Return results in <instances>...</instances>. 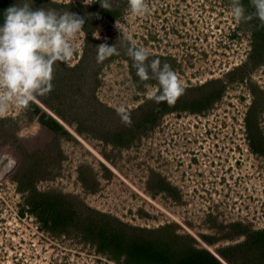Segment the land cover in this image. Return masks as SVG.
Returning a JSON list of instances; mask_svg holds the SVG:
<instances>
[{"label":"rangeland","instance_id":"obj_1","mask_svg":"<svg viewBox=\"0 0 264 264\" xmlns=\"http://www.w3.org/2000/svg\"><path fill=\"white\" fill-rule=\"evenodd\" d=\"M108 3L72 41L73 58L53 65L54 90L0 118V264H126L87 232L88 208L166 228L220 264H264V25L237 21L230 0H146L143 16L128 0ZM101 43L120 54L97 63ZM133 44L177 73L186 91L175 105L155 106L158 83L136 75Z\"/></svg>","mask_w":264,"mask_h":264},{"label":"clouds","instance_id":"obj_2","mask_svg":"<svg viewBox=\"0 0 264 264\" xmlns=\"http://www.w3.org/2000/svg\"><path fill=\"white\" fill-rule=\"evenodd\" d=\"M133 16H143L150 9L146 0H128ZM254 12H248L242 0H230L231 13L237 21L247 22L254 17L264 25V0H250ZM101 7L111 9L108 0ZM84 19L71 11L36 8L30 5H13L4 11L0 24V118L10 107L26 110L37 97L49 94L53 89V65L70 61L76 51L72 41L82 31ZM99 39V34H94ZM115 44L97 46V63H103L113 55H119ZM126 54L133 60L136 75L141 81L155 79L158 83L151 99L156 104L175 105L186 89L177 73L159 58L149 62V52L135 44ZM122 122L131 125V115L123 106L117 110Z\"/></svg>","mask_w":264,"mask_h":264},{"label":"trees","instance_id":"obj_3","mask_svg":"<svg viewBox=\"0 0 264 264\" xmlns=\"http://www.w3.org/2000/svg\"><path fill=\"white\" fill-rule=\"evenodd\" d=\"M13 1L14 2H9L7 6L8 7L13 5L22 6L25 3L20 4V2L25 1L26 4L28 2L32 3L30 7L33 10L42 7L45 9H49V8L56 9L59 12L71 11L81 16L84 19L86 23L84 24L83 28L86 30H88L87 19L89 18L91 20L94 17L95 12L96 14L97 13L99 14V12L102 11L100 2H96L95 4H92L90 7H88L84 4H57L52 0H13ZM3 18L1 17V21H3ZM129 61L132 62L131 59H129ZM77 70L78 69H73L70 72L71 74L76 75V78L78 79L79 76H77L76 74ZM53 82L54 81H52V83ZM81 95L82 93H80V91H77L74 95V99L75 100L80 99ZM161 105L162 103L157 104L155 106L159 109L160 107H162ZM147 108L142 107L140 110H138V112H133L131 114L136 115L140 111L142 112ZM67 113L68 112H60V111L56 112V114L59 117L65 118L66 120L69 121L71 114H67ZM50 116L51 118H53L52 114ZM53 119L51 120L53 121V123H55ZM96 121H98L99 124V120H94L93 122L96 123ZM94 123L92 124L95 125ZM6 167L7 165L4 166V169ZM37 196L38 198L39 196H41L44 199L49 195L39 193L37 194ZM61 198L66 199L67 197L62 195ZM34 200H36L37 202V198L36 199L34 198ZM40 203L42 205H45V209L47 211L46 214H48L53 208L50 201H48L47 203L42 201ZM54 206L57 205L54 204ZM86 212L96 217V220L92 219L93 224L91 226L93 227L88 229L87 232H90L95 237L101 238L100 239L101 245L99 249L103 250L104 252L111 250L120 251L121 252L120 256L124 257V259L126 260L125 262L126 264H136V262L138 264H220L219 261H217V259L214 258L208 252L200 251L194 248L189 238L177 236L176 234L174 236L170 234L165 235L166 228H159L157 230H147V229H139V228L135 229L123 225L120 226L119 224L113 222L104 214L95 212L93 210H90L89 208L87 209ZM97 228L99 230L98 232H95ZM129 231L134 232L136 236L134 237L127 235ZM142 233H144L145 235L148 234V236L145 237L144 235H142Z\"/></svg>","mask_w":264,"mask_h":264}]
</instances>
